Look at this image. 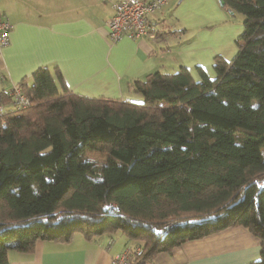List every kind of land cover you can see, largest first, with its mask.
<instances>
[{"label": "trees", "instance_id": "obj_1", "mask_svg": "<svg viewBox=\"0 0 264 264\" xmlns=\"http://www.w3.org/2000/svg\"><path fill=\"white\" fill-rule=\"evenodd\" d=\"M219 1L242 32L210 73L153 71L134 101L74 93L43 65L17 83L27 106L0 93V264L115 230L142 264L229 226L260 239L264 264V0Z\"/></svg>", "mask_w": 264, "mask_h": 264}, {"label": "crops", "instance_id": "obj_2", "mask_svg": "<svg viewBox=\"0 0 264 264\" xmlns=\"http://www.w3.org/2000/svg\"><path fill=\"white\" fill-rule=\"evenodd\" d=\"M116 0H0V18L11 24L0 49V93L12 90L40 66H57L68 90L89 97L132 98L130 83L153 71L172 73L183 65L211 72L213 58L231 59L240 26L219 0H167L145 15L146 33L117 42L107 37ZM208 25H210L208 27ZM11 104L5 105L8 109ZM130 242V243H129ZM104 232L88 240H41L31 252L10 250L9 264H111L125 245ZM261 242L243 226H229L157 253L147 264H251Z\"/></svg>", "mask_w": 264, "mask_h": 264}, {"label": "built area", "instance_id": "obj_3", "mask_svg": "<svg viewBox=\"0 0 264 264\" xmlns=\"http://www.w3.org/2000/svg\"><path fill=\"white\" fill-rule=\"evenodd\" d=\"M167 0H116L113 4L114 13L107 20V37L112 42H117L122 36L136 38L146 33L145 15L160 9ZM11 24L0 18V49L8 46ZM8 94L13 98L16 106H27L28 98L23 95L17 85ZM2 106L0 105V114ZM137 246L126 245L125 248L116 253L111 264H137L133 262L132 251ZM147 264V263H142Z\"/></svg>", "mask_w": 264, "mask_h": 264}, {"label": "rangeland", "instance_id": "obj_4", "mask_svg": "<svg viewBox=\"0 0 264 264\" xmlns=\"http://www.w3.org/2000/svg\"><path fill=\"white\" fill-rule=\"evenodd\" d=\"M228 20L230 22V24L232 26H240L241 29H242V21H243V15L241 13H238V12H230L228 13ZM210 25H208L209 27ZM242 32V30H241ZM197 73V72H196ZM195 77H197V74L195 75ZM136 96L135 97H132V98H126L127 100H134V101H141L142 100V95L140 93H136ZM10 96V95H9ZM13 99V98H12ZM76 234H79V232H76ZM111 236L113 238H116L117 240L118 239H121V237L124 239V241L127 239L126 236L122 233V231L120 230H115L114 232H111ZM130 241H133V240H130ZM130 243V242H129Z\"/></svg>", "mask_w": 264, "mask_h": 264}, {"label": "water", "instance_id": "obj_5", "mask_svg": "<svg viewBox=\"0 0 264 264\" xmlns=\"http://www.w3.org/2000/svg\"><path fill=\"white\" fill-rule=\"evenodd\" d=\"M220 2V1H219ZM220 4L222 5V3L220 2ZM229 12H231V11H229Z\"/></svg>", "mask_w": 264, "mask_h": 264}]
</instances>
